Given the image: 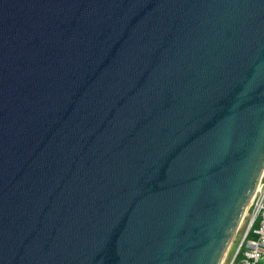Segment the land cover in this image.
I'll return each instance as SVG.
<instances>
[{"label":"water","instance_id":"obj_1","mask_svg":"<svg viewBox=\"0 0 264 264\" xmlns=\"http://www.w3.org/2000/svg\"><path fill=\"white\" fill-rule=\"evenodd\" d=\"M264 171V0H0V264H221Z\"/></svg>","mask_w":264,"mask_h":264},{"label":"built area","instance_id":"obj_2","mask_svg":"<svg viewBox=\"0 0 264 264\" xmlns=\"http://www.w3.org/2000/svg\"><path fill=\"white\" fill-rule=\"evenodd\" d=\"M251 197L250 219L228 264H264V175Z\"/></svg>","mask_w":264,"mask_h":264},{"label":"rangeland","instance_id":"obj_3","mask_svg":"<svg viewBox=\"0 0 264 264\" xmlns=\"http://www.w3.org/2000/svg\"><path fill=\"white\" fill-rule=\"evenodd\" d=\"M264 175V171L262 176ZM250 215H251V208H249V204L246 208V211L242 217V220L239 224V226L237 227L235 234L229 244V247L227 249V252L225 254V256L223 257V260L221 261V264H228L230 261V258L232 257V254L234 253L237 245L239 244L244 232L246 231L249 219H250Z\"/></svg>","mask_w":264,"mask_h":264},{"label":"bare ground","instance_id":"obj_4","mask_svg":"<svg viewBox=\"0 0 264 264\" xmlns=\"http://www.w3.org/2000/svg\"><path fill=\"white\" fill-rule=\"evenodd\" d=\"M260 182V181H259ZM259 182H258V184H257V186H256V189H255V191H257V189L259 188ZM254 191V192H255Z\"/></svg>","mask_w":264,"mask_h":264}]
</instances>
